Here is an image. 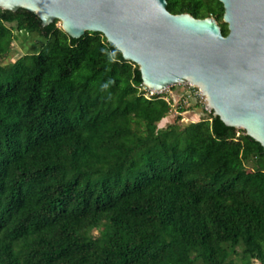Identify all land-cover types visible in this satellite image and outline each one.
<instances>
[{
    "label": "trees",
    "instance_id": "obj_1",
    "mask_svg": "<svg viewBox=\"0 0 264 264\" xmlns=\"http://www.w3.org/2000/svg\"><path fill=\"white\" fill-rule=\"evenodd\" d=\"M167 1L229 33L220 0ZM59 22L0 7V264H264L262 145ZM23 32L46 42L3 64Z\"/></svg>",
    "mask_w": 264,
    "mask_h": 264
},
{
    "label": "water",
    "instance_id": "obj_2",
    "mask_svg": "<svg viewBox=\"0 0 264 264\" xmlns=\"http://www.w3.org/2000/svg\"><path fill=\"white\" fill-rule=\"evenodd\" d=\"M223 21L174 14L167 0H0L35 13L43 26L59 20L73 38L100 32L139 66L158 93L192 83L208 110L243 129L264 148V0H220Z\"/></svg>",
    "mask_w": 264,
    "mask_h": 264
},
{
    "label": "rangeland",
    "instance_id": "obj_3",
    "mask_svg": "<svg viewBox=\"0 0 264 264\" xmlns=\"http://www.w3.org/2000/svg\"><path fill=\"white\" fill-rule=\"evenodd\" d=\"M206 4L207 2L204 1L203 6H206ZM57 25L61 26V23L59 22ZM45 42H46V39L42 37L38 32H33L31 34H27L23 32L19 35V39L15 41L14 50L10 53V55L7 58L2 60V63L5 64L8 62H13L24 54L35 53L41 49V47L43 46ZM181 91H182V86L176 85L174 86V88L167 89L163 93L173 95L175 98L178 99L179 97L178 95ZM189 100L190 102L195 103V99L193 97H189ZM204 113L205 112L203 111L201 105L197 107L195 110L190 109L189 111L184 113L185 118H184L183 123L189 124L194 121H199L202 115L207 116V113L205 114ZM176 115L177 114L175 110H173L168 115L169 123H173L176 120V117H177ZM168 119H166L165 121H168ZM169 123H166L164 125L159 124V127H163L165 125H168ZM237 135H240V133H237ZM236 249H237V253L233 257L237 260L238 264H242L243 260L249 264H258V261L256 260L250 261L248 257L242 255L241 246H238Z\"/></svg>",
    "mask_w": 264,
    "mask_h": 264
},
{
    "label": "built area",
    "instance_id": "obj_4",
    "mask_svg": "<svg viewBox=\"0 0 264 264\" xmlns=\"http://www.w3.org/2000/svg\"><path fill=\"white\" fill-rule=\"evenodd\" d=\"M182 86V91L179 93V97L178 99L175 98L173 95H170L174 98V102L172 104L173 108L176 109L177 104L181 101H190L189 97H193L195 99V102L199 104V106L201 105L203 111L207 114L211 113L212 111L208 110L205 104V100L203 98H201V88H199L198 86L192 84V83H187V84H183L180 85ZM144 91H145V96L150 98L151 96H153L154 94H160L156 91H153L151 89H149L147 86H145L143 84V86L141 87ZM171 88V87H170ZM169 88V89H170ZM166 100L170 101V97L166 96ZM176 114H178L177 110ZM204 113V114H205Z\"/></svg>",
    "mask_w": 264,
    "mask_h": 264
},
{
    "label": "bare ground",
    "instance_id": "obj_5",
    "mask_svg": "<svg viewBox=\"0 0 264 264\" xmlns=\"http://www.w3.org/2000/svg\"><path fill=\"white\" fill-rule=\"evenodd\" d=\"M61 25H62V23H61Z\"/></svg>",
    "mask_w": 264,
    "mask_h": 264
}]
</instances>
